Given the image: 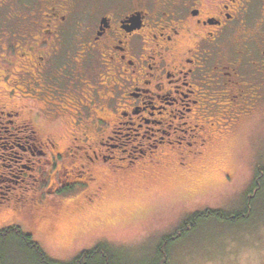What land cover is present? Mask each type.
Returning a JSON list of instances; mask_svg holds the SVG:
<instances>
[{"label": "flooded vegetation", "instance_id": "flooded-vegetation-1", "mask_svg": "<svg viewBox=\"0 0 264 264\" xmlns=\"http://www.w3.org/2000/svg\"><path fill=\"white\" fill-rule=\"evenodd\" d=\"M0 33V91L12 100H0V161L14 164L3 165L11 172L0 173V186L22 168L34 172L11 186L10 197L15 206L28 198L30 220L44 204L32 185L45 187L63 168L58 158L74 156L54 155L56 139L46 136L52 158L26 160L42 141L27 115L41 101V83L58 92L72 77L89 88L84 76L95 75L101 92L92 91L111 107L99 145L121 154L99 147L81 158L83 168L114 174L155 172L171 157L190 170L218 132L229 135L264 112V0H0ZM123 129L131 131L126 143L112 145Z\"/></svg>", "mask_w": 264, "mask_h": 264}, {"label": "rangeland", "instance_id": "rangeland-1", "mask_svg": "<svg viewBox=\"0 0 264 264\" xmlns=\"http://www.w3.org/2000/svg\"><path fill=\"white\" fill-rule=\"evenodd\" d=\"M7 17H4L6 21ZM8 22L18 27L14 20ZM79 50L74 49L72 53ZM83 81L89 88L84 84L79 86L71 77L63 81L58 92H51L55 90V83L51 81L46 86L41 83L42 89L35 90L40 93L41 101L31 104L33 111H27V115L42 141L35 143L36 156L28 155L26 160L37 163L52 158L46 136L56 139L54 155L65 156L70 152L74 156L58 158L63 168L50 181L52 185L50 182L43 188L40 183L32 185L44 201L39 220L28 219L31 214L35 216L28 198L19 200L16 206L12 205L15 197L10 199L16 193L11 186L34 172L26 169L22 173V168L11 179L13 182L0 186V197H3L0 198L3 202L0 203V231L19 226L33 236L49 259L63 264L72 263L83 252L99 245L116 251L120 264H152L157 260L162 239L173 235L189 217L208 210L236 216L247 213V203L252 200L251 217L236 223L213 218L199 222L171 249L170 264H264V192L258 197L250 195L257 170L264 166V112L258 120H241L240 126L229 135L218 132L204 155L191 160L190 170L179 165L180 159L171 157L155 172L114 174L103 167L83 168L86 161L81 156L99 147L108 155L121 154L120 150L112 153L108 147L99 145V132L106 127L102 120L110 118L111 107L93 93L95 88L96 93L101 92L95 75H86ZM2 90L6 89L2 87ZM0 100L12 101L1 91ZM59 107L68 109L71 115L66 112L67 115L59 116L61 119L52 116L58 114ZM213 114L216 120L225 122L221 118L222 110L216 108ZM121 133L112 145L126 143L125 137L131 131L123 129ZM75 146L81 148L80 154ZM42 152L45 155L41 156ZM126 164L121 162L118 166ZM3 165L10 163L0 161V173H10L11 169ZM62 175L65 179L70 177L72 183L68 180L69 184L65 185ZM91 177L93 181L89 180ZM61 185V193L54 192ZM21 251L18 246L11 247L6 252L5 264H34Z\"/></svg>", "mask_w": 264, "mask_h": 264}, {"label": "trees", "instance_id": "trees-1", "mask_svg": "<svg viewBox=\"0 0 264 264\" xmlns=\"http://www.w3.org/2000/svg\"><path fill=\"white\" fill-rule=\"evenodd\" d=\"M264 192V166L257 170L250 195L260 196ZM247 213H240L236 216L224 213L223 211H206L205 213H197L189 217L173 235H169L162 239L158 248L157 260L152 264H170L171 249L182 240L189 232H192L205 219H217L230 223H236L242 219L251 217L253 209V201L247 203ZM18 246V249L28 254L34 264H63L48 258L44 250L36 243L33 236L24 232L19 226L11 227L0 231V264H5V255L11 247ZM111 247L107 245H99L92 251H85L69 264H120Z\"/></svg>", "mask_w": 264, "mask_h": 264}]
</instances>
